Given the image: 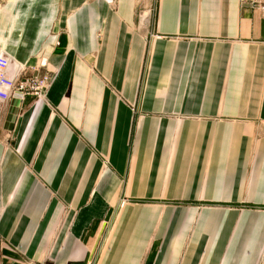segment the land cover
<instances>
[{"label": "crops", "instance_id": "0c3cea01", "mask_svg": "<svg viewBox=\"0 0 264 264\" xmlns=\"http://www.w3.org/2000/svg\"><path fill=\"white\" fill-rule=\"evenodd\" d=\"M46 60L0 104V264H264V13L238 0H0Z\"/></svg>", "mask_w": 264, "mask_h": 264}, {"label": "built area", "instance_id": "2783aa9c", "mask_svg": "<svg viewBox=\"0 0 264 264\" xmlns=\"http://www.w3.org/2000/svg\"><path fill=\"white\" fill-rule=\"evenodd\" d=\"M239 5L264 13V0H238ZM34 66L16 65L0 52V104L13 101L21 109L27 98L33 102L44 100L53 81V73L46 69V60L37 56Z\"/></svg>", "mask_w": 264, "mask_h": 264}]
</instances>
